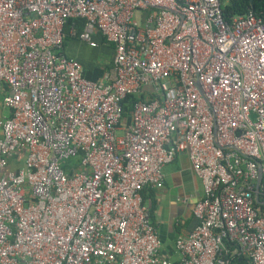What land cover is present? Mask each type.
Returning a JSON list of instances; mask_svg holds the SVG:
<instances>
[{
	"label": "built area",
	"instance_id": "obj_1",
	"mask_svg": "<svg viewBox=\"0 0 264 264\" xmlns=\"http://www.w3.org/2000/svg\"><path fill=\"white\" fill-rule=\"evenodd\" d=\"M72 18L82 41L114 46L100 81L61 53ZM130 95L143 99L127 120ZM0 108V264H264L252 12L227 24L220 0H0ZM179 154L203 196L171 262L142 192Z\"/></svg>",
	"mask_w": 264,
	"mask_h": 264
},
{
	"label": "crops",
	"instance_id": "obj_2",
	"mask_svg": "<svg viewBox=\"0 0 264 264\" xmlns=\"http://www.w3.org/2000/svg\"><path fill=\"white\" fill-rule=\"evenodd\" d=\"M80 48V45L77 46L75 56L79 55ZM67 51L68 49L65 53ZM0 111L3 115L7 113L1 108ZM202 196V184L191 170L185 154L177 155L171 163L163 167L162 182L159 185L144 190L143 203L158 232L161 241L160 254L163 258L172 260L171 262L179 260L174 251L175 239L179 235L187 234L196 225L193 207Z\"/></svg>",
	"mask_w": 264,
	"mask_h": 264
},
{
	"label": "trees",
	"instance_id": "obj_3",
	"mask_svg": "<svg viewBox=\"0 0 264 264\" xmlns=\"http://www.w3.org/2000/svg\"><path fill=\"white\" fill-rule=\"evenodd\" d=\"M220 5L222 17L227 24H230L234 17L245 15L249 12L264 20V0H220ZM85 28L86 22L84 19L72 18L67 20L63 28L64 39L61 53L68 58L72 57V59H75L82 65L83 76L86 79L100 81L104 73L111 67L114 46L108 43L100 33L92 32L91 37L95 46L91 47L79 38V35ZM79 45H81L79 55L75 56L76 53L74 51ZM67 49V52H70L69 54L65 53ZM140 99H143L142 95H130L123 101L124 115L127 120H129L132 105Z\"/></svg>",
	"mask_w": 264,
	"mask_h": 264
},
{
	"label": "water",
	"instance_id": "obj_4",
	"mask_svg": "<svg viewBox=\"0 0 264 264\" xmlns=\"http://www.w3.org/2000/svg\"><path fill=\"white\" fill-rule=\"evenodd\" d=\"M260 178H261V175L259 176V180H260ZM256 200L258 201V198H257V196H256Z\"/></svg>",
	"mask_w": 264,
	"mask_h": 264
},
{
	"label": "rangeland",
	"instance_id": "obj_5",
	"mask_svg": "<svg viewBox=\"0 0 264 264\" xmlns=\"http://www.w3.org/2000/svg\"><path fill=\"white\" fill-rule=\"evenodd\" d=\"M81 46V45H80ZM83 47V46H82ZM118 134H120V133H118ZM171 259H173V258H171ZM172 261V260H171Z\"/></svg>",
	"mask_w": 264,
	"mask_h": 264
}]
</instances>
